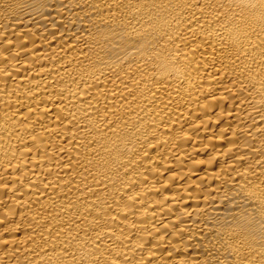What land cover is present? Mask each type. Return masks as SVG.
<instances>
[{"label":"bare ground","instance_id":"obj_1","mask_svg":"<svg viewBox=\"0 0 264 264\" xmlns=\"http://www.w3.org/2000/svg\"><path fill=\"white\" fill-rule=\"evenodd\" d=\"M0 264H264V0H0Z\"/></svg>","mask_w":264,"mask_h":264}]
</instances>
